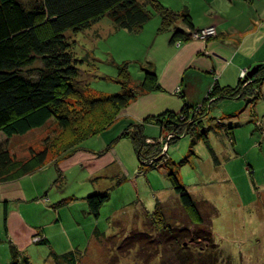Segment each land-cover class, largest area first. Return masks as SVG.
Masks as SVG:
<instances>
[{"label":"rangeland","instance_id":"rangeland-1","mask_svg":"<svg viewBox=\"0 0 264 264\" xmlns=\"http://www.w3.org/2000/svg\"><path fill=\"white\" fill-rule=\"evenodd\" d=\"M161 3L176 12L188 8L199 30L215 28L218 32L213 25L222 19L242 29L250 25L246 22V12L253 26L264 23V0H161ZM160 27L161 20L155 17L140 34H130L118 30L106 19L86 32L71 34L74 53L81 61L77 85L82 92L88 96L97 92L117 94L121 91V85L116 82L119 66L124 64L130 65L133 86L143 81L142 69L149 64L156 71L163 69L180 48L181 42L169 43L173 32L177 28L187 32L190 29L180 22L159 33ZM262 31L245 36L240 51L243 56L253 53L252 56L264 57ZM195 33L190 34V41L186 43L207 44L219 35L202 39ZM252 70H240L237 82H242L243 89L252 84ZM259 93L260 98L255 99ZM149 95L141 94L121 110L104 133L68 151L64 144L68 141L76 144L81 131L78 125L90 124L101 109L95 114L82 111L80 115L84 116L68 130L52 120L44 128L25 136L8 138L0 133V146L8 149L16 162H27L35 153L46 147L48 150L42 170L5 181L23 178L22 184L33 200L23 209L29 221L41 227L43 235L51 242L50 247L36 245L39 241L34 237V242L26 249L30 264H59L54 261L52 252H76L78 264H198L200 258L209 255H212L210 264H264V84L261 90L247 89L235 100H223L215 106L212 104L216 99L206 98L203 102L207 115L213 117L209 118V123L214 125L209 138L220 166L215 165L203 142L198 141L191 149V138L185 137L186 132H170L167 137H159L160 129L148 125L146 134L153 138L146 143H162L161 155L171 159L167 163L172 169L159 164L157 168L144 170L147 164L142 166L132 141L116 140L126 129L132 130L134 124L156 116L145 118L146 114L138 107ZM248 98L250 102L246 101ZM189 125L190 122L187 128ZM230 128L235 132L234 143L226 134ZM163 160L165 162V158ZM147 163L158 164L156 160ZM173 171L197 202L203 223L195 224L188 217L170 182L169 175ZM95 193L110 195L99 219L89 215L85 199ZM157 205L168 226L176 231L171 236L161 237L159 226L151 220ZM3 221L0 216V228ZM187 231L200 234L197 241L190 242L186 237L181 239V245L175 242L176 234L186 236ZM209 232L213 247L205 246L208 242L203 237ZM194 257L197 261L189 262ZM12 259L9 250L0 247V264H11Z\"/></svg>","mask_w":264,"mask_h":264},{"label":"trees","instance_id":"trees-1","mask_svg":"<svg viewBox=\"0 0 264 264\" xmlns=\"http://www.w3.org/2000/svg\"><path fill=\"white\" fill-rule=\"evenodd\" d=\"M155 17L161 20L159 33L168 31L178 22L190 29V32H187L177 28L172 34L171 44L186 43L190 41L192 32L200 31L196 29L188 8L182 12H176L164 6L161 0H0V133L8 138L25 136L35 129L44 128L52 120L57 121L63 130H68L74 126L73 123H77L80 116H84V114L80 115L82 111L95 114L101 109L96 119H91L90 124L78 125L81 131L80 136L75 140L76 144L72 141L64 144V148L66 147L68 151L75 146L79 148L88 139L104 133L120 111L128 107L141 94L164 93L159 75L152 64L142 69L145 76L138 86H133L130 65L124 64L118 65L119 73L116 82L121 85L120 92L117 94L97 92L90 96L84 94L77 85L81 76L79 69L81 61L74 53V44L70 36L86 32L106 19L113 22L118 30L140 34ZM250 80L252 84L247 89L257 87L261 90L264 84V64L259 65V69ZM247 89L242 88L241 81L236 86H222L217 81L207 100L216 99V102L212 104L215 106V103L223 100H235L240 92L244 94ZM260 96L259 93L254 98L258 99ZM249 100L251 101L250 98L246 99V101ZM205 105L206 103L199 109L198 106L187 103L179 113L166 111L147 118L141 124H134L132 130L126 129L116 141L123 138L132 141L142 166L148 165L144 170L157 168L159 164L169 168L170 165L167 162L170 158L161 155L162 143L150 145L146 143L147 139L153 138L147 136L146 128L148 125L158 127L159 137L161 135L167 137L170 132H186L185 137L191 138V149L195 148L198 141L203 142L215 165L220 166L218 155L209 138V132L214 129V125L209 123V118L213 117L211 114L207 115L208 110L206 112ZM78 109L80 112L77 111ZM234 117L231 116V118ZM189 122L190 125L187 128ZM220 124L227 128L226 124ZM226 132L233 143L236 142L234 129H227ZM215 133L218 134V132ZM175 142L177 140L172 144ZM47 158L46 147L43 151L35 153L29 161L16 162L9 150L0 146V181L28 176L42 170ZM149 160H156L158 164L147 163ZM169 178L191 221L195 224L203 223L204 219L197 202L179 182L175 171L171 172ZM85 199L89 215L99 219L101 209L110 200V195L95 193ZM5 217L4 230L7 232V216ZM151 220L159 226L162 232L161 237L176 233L173 226H168L165 216L160 212V206L157 205ZM95 233L99 234L98 231ZM182 234H179L181 238L178 234L174 236L175 242L179 245L182 238L189 237L192 242L197 241L198 235L200 236L192 231H187L186 236ZM211 236L209 232L203 237L208 242L206 247H213ZM38 245L50 247L51 242L45 237L41 238ZM10 251L13 256L11 264H30L27 257L19 258L14 246L10 248ZM52 256L59 264H78L79 261L76 252L65 254L52 252ZM211 257L212 255L200 258L198 264H210L208 261ZM191 261L195 263L196 257L189 262Z\"/></svg>","mask_w":264,"mask_h":264},{"label":"crops","instance_id":"crops-1","mask_svg":"<svg viewBox=\"0 0 264 264\" xmlns=\"http://www.w3.org/2000/svg\"><path fill=\"white\" fill-rule=\"evenodd\" d=\"M245 18L250 25L242 29L230 24L231 22L218 20L213 26L217 27L219 35L207 44L202 42L180 44L175 56L163 69L157 71L165 92L150 94L146 99L143 98L144 103L139 104L138 107L146 115L142 112L141 114L146 118L166 111L179 113L187 103L191 106H201L217 81L222 86H236L241 69L264 64V57L252 56L253 53L243 56L240 52L245 36L260 34L264 30L263 22L253 26L247 12ZM259 24H262L261 27ZM261 45L259 38V46ZM224 77L226 80H223ZM154 101L157 103L154 104ZM22 180L23 178L0 182V216L4 218L3 226L0 228V247L6 248L11 253L9 248L14 246L20 259L26 257L29 259L26 249H29L34 242V237L37 234L41 238L45 236L41 227L29 221V215H26L27 211L23 209L25 204L33 200ZM5 216H7V232L4 230Z\"/></svg>","mask_w":264,"mask_h":264},{"label":"built area","instance_id":"built-area-1","mask_svg":"<svg viewBox=\"0 0 264 264\" xmlns=\"http://www.w3.org/2000/svg\"><path fill=\"white\" fill-rule=\"evenodd\" d=\"M216 33L217 31H215V28H209V29H205V30L203 29V30L197 31L195 34L202 39H206L210 36L216 35ZM35 239L38 241L41 240V238L37 239V237Z\"/></svg>","mask_w":264,"mask_h":264},{"label":"water","instance_id":"water-1","mask_svg":"<svg viewBox=\"0 0 264 264\" xmlns=\"http://www.w3.org/2000/svg\"><path fill=\"white\" fill-rule=\"evenodd\" d=\"M259 69V65L254 67L253 70L250 73V77L252 78V76L254 75V73H256V71Z\"/></svg>","mask_w":264,"mask_h":264},{"label":"bare ground","instance_id":"bare-ground-1","mask_svg":"<svg viewBox=\"0 0 264 264\" xmlns=\"http://www.w3.org/2000/svg\"><path fill=\"white\" fill-rule=\"evenodd\" d=\"M188 28V27H187ZM184 30V29H183ZM187 31V30H186ZM190 32V31H189ZM197 32V31H196ZM218 33V32H217ZM210 38H213V37H210ZM217 38V37H216ZM245 80V79H244Z\"/></svg>","mask_w":264,"mask_h":264}]
</instances>
